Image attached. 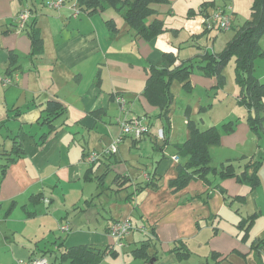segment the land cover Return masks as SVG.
Wrapping results in <instances>:
<instances>
[{"label":"crops","instance_id":"crops-1","mask_svg":"<svg viewBox=\"0 0 264 264\" xmlns=\"http://www.w3.org/2000/svg\"><path fill=\"white\" fill-rule=\"evenodd\" d=\"M50 1L54 0H0V135L5 133V140L0 137V264H15L19 260L26 261L39 257L42 255L41 251L57 253L59 237L64 241L61 246L64 248L80 245L103 248V245L108 243L113 247L115 240L108 235V228L112 222L121 220H129L133 226L126 241L128 239V242L135 244L139 235L144 232L149 236L147 240H140L139 246L136 247V249L143 247L149 257L143 259L133 255L136 261L130 263L122 253L125 246L123 248L114 246L116 254L104 256L98 264H243L250 252L258 251L253 250L250 244L244 245L241 250L232 245L229 255L228 250H219L217 246L212 248L211 254L210 252L205 255L197 252L193 254L191 244L189 245L183 236L185 227L182 223L181 207L185 202L177 209L165 213L161 209L153 215L149 212L147 206L152 201V194L158 191L165 194L166 189L159 188L158 184L161 185L159 178H162L159 173L166 167L160 162L161 169L155 168L153 155L152 171L146 166L139 168V164L143 166L141 159L133 156L130 146L127 145L129 144L127 139L136 145L135 149L140 145L144 146L146 140L153 142L150 138H156L160 129L163 130L166 146L161 149L156 144L154 148L163 156L165 150L172 145L173 101L169 113L170 128L165 132V127L156 117L158 109L150 106L142 96L148 69L150 66L168 68V58L165 54L175 59L174 66L199 60L207 51L197 54L195 49L199 45L197 39L201 36H197L198 29L203 24V17L197 12L204 2L213 3L214 7L222 4L215 0L201 2L181 0L184 1L182 10H179L181 14H177L169 4L180 0H167V3L163 4L166 7L161 5L155 7L157 14L150 20L155 17L164 23L166 20L163 14L170 10L171 16L186 21L183 29L191 33L189 39L184 40L178 31L176 37L172 39L169 33L173 29L167 27V32L151 41H144L134 39L128 27L123 23L118 24L111 13H106L107 10L104 11L107 18H103L100 13L92 15L79 13L76 11V0H63L65 2L59 9L48 8L47 4ZM24 9H31L29 20L34 23L33 27L39 30L42 38L40 51L33 56L31 41L26 32H18L13 27L16 15ZM189 10L194 12L192 16L188 14ZM232 10L234 19L236 14L234 5ZM76 12L78 14L74 17L73 14ZM108 19L115 21L119 28L116 33L108 30L105 23ZM67 20L71 22L68 23ZM45 26L48 28L46 35ZM47 38H51L49 46L46 45ZM186 49L189 51L183 55ZM205 49L208 50L207 47ZM13 55L17 58L14 65L11 63ZM223 70L221 68L220 72ZM6 74H10L13 82L3 86L1 81ZM254 74L260 82H264V57L255 60ZM217 76L218 74L206 77L200 70L193 69L190 75L191 91L184 92L193 94L194 89L200 88V91L209 94L221 89L226 95L224 84L214 88L218 83ZM97 79L99 83H96ZM226 82L224 79V83ZM179 84L177 86L181 88L182 84ZM233 84L231 97L235 98V104L208 127L219 128L227 121H237L235 131L221 135L219 145L214 146L210 153L211 160L218 157L224 162L238 161L241 158L246 161L262 160L258 170L260 180L258 188L251 190L247 186L244 189L245 185L237 183L234 179L222 181L220 186H223L222 188L233 198L246 197L243 205L246 217L263 218L264 139L258 140L250 131L246 123V117L250 112L238 103L241 89L236 81ZM178 90L182 91L179 88ZM114 93H121L127 100L126 112H121L113 101ZM196 98L194 104L186 102L184 106L186 123L191 118L190 113L197 114L198 109H201L200 103L204 102L200 96ZM50 100L59 101L65 110L53 121L55 131L47 134L50 130L41 124L44 116V112L42 115L41 112ZM134 117H143L144 123L150 127L149 133L139 140L122 136L119 127L120 121ZM45 137L46 139H43ZM12 138L16 140L22 152L13 162H7L2 158L4 157L2 153L11 152L13 145L16 144H13ZM113 141L118 143L115 154L100 158L94 164L83 161L89 152L101 151ZM170 161L178 163L177 156L171 155ZM243 163L245 160L241 165ZM5 165L3 174L1 168ZM130 167L134 168V173H130ZM150 172L155 173L156 178L153 186H146L147 180L143 174ZM172 173L177 174L173 171ZM107 178L110 180V188L102 193L88 190L86 195L84 187L80 190L76 188L82 181L89 185L95 181L100 188ZM62 183H68L70 189L62 188ZM171 191L173 192L172 189ZM73 194L76 196L74 200L76 203L73 205L81 201L89 204L96 200L110 203L115 196L117 202L128 205L121 210V217L110 219L104 228L85 230L78 226L72 232L67 219L61 215L64 214V210L67 212L70 209L66 198ZM54 195L57 200L62 199L66 204L55 206ZM188 197H192L190 192ZM42 198L49 199V203H44ZM184 198L186 199V196L182 197ZM193 201L196 202V199ZM41 202L43 207L40 205ZM135 210L137 218H134L132 223L131 217ZM144 219L149 226L147 228L141 222ZM58 221H64L70 227V231L65 232L63 237L55 231ZM139 228H143L144 231H139ZM153 240L159 242V249L158 246L152 245ZM177 241L184 242L191 252L190 256L180 258L181 255L172 251ZM151 246H155L154 249ZM233 250L238 251L243 257L242 259L238 257V262L229 260ZM132 251L130 253H133ZM260 255L259 263L264 264V255ZM49 264H53V261L49 260Z\"/></svg>","mask_w":264,"mask_h":264},{"label":"trees","instance_id":"trees-1","mask_svg":"<svg viewBox=\"0 0 264 264\" xmlns=\"http://www.w3.org/2000/svg\"><path fill=\"white\" fill-rule=\"evenodd\" d=\"M64 2L62 0V4ZM165 3H167V0H76V10L79 13L84 12L88 15L102 13L107 9L116 10L123 17V20L128 27V31L134 39L139 38L144 41H151L168 31L163 21L159 18L154 17L150 20V18L157 14L155 7ZM251 5L250 19L236 31L232 40L227 43L221 54H211L207 51L200 57L199 60L190 61L185 64L181 63L178 66H174L175 59L173 57L170 58V55L165 54V57L168 58V68H157L154 66L149 67L148 77L142 96L146 99L150 106L158 109L156 117L165 127V132H167L170 128L169 113L173 101V95L170 91L172 82H179L182 84L184 90L191 91L190 75L196 67L206 77H212L218 74V83L214 88L220 87L224 84V77L221 76L220 70L231 58H233L235 60V81L241 89V93L238 97V103L250 112L246 117V123L248 124L250 131L256 135L258 140L261 138L264 139V82H260L254 74L255 60L264 57V51L260 45V41L264 40V0H252ZM216 8L217 7H214L213 3L204 2L201 4V7L197 12L198 15L203 17V28L205 32L210 31L211 29H207L204 22L209 12ZM188 14L192 16L194 12L189 10ZM13 22L15 30L17 29L18 32L24 31L28 35L32 47L31 56L35 55V53H39V47L42 45V38L39 30L33 27L34 23L32 21L31 23L28 19L26 25L19 28L15 19ZM105 23L110 32L116 33L119 30L113 19H108ZM12 57L13 59L11 63L14 65L17 62V58L16 55H13ZM9 76L10 74H6L5 77ZM96 83H99L98 79L96 80ZM116 95H120L123 99H125L121 93H114L112 95L114 102ZM204 109V107L201 108V110ZM64 110V105L59 101L50 100L47 102L46 107L41 112V114L44 112L41 124L45 125L50 130H48L49 133L47 134L52 133L53 130L55 131L56 127L54 126L53 121L57 116L62 114ZM236 124L237 121H227L219 128L208 127L206 129H201L199 128L197 121L191 119L187 120L188 137L186 141L178 146L174 145L175 151L186 157L187 161L184 168L178 169L176 174L177 177L169 182V186L173 191H176V188L182 189L183 186L186 185V181L190 176L189 173L187 174L188 169L191 171L193 176L198 178L206 179L208 175L215 173L220 181L234 179L237 183L246 185L251 190L256 189L259 184L257 173L262 160L251 159L246 161V159L241 158L238 161H227L221 164L219 170L211 165L210 147L219 145L221 135L223 133H233L235 131ZM147 127L148 131L139 139L149 133L150 127L149 125H147ZM128 137L132 138L133 136L128 135ZM43 139H46V137ZM12 140L13 144H16L13 145L11 152L2 153L4 156L2 158L7 162H13L15 157L20 156L19 153L22 152L17 145L16 140L13 138ZM162 140V143H165L166 139L164 137ZM258 146L260 147L259 141ZM13 154L15 156H12ZM244 160L245 163L241 165ZM5 168L6 165L1 168V173L4 174ZM144 174H147L148 176L146 186H153L154 179L156 178L155 173ZM139 188L140 187H138V189ZM217 188L222 194L223 199L226 200L227 196L225 190L220 186H217ZM130 196L131 195H129V197ZM236 198L239 200H245L244 196H237ZM42 201L46 204L49 203V199L46 198H42ZM250 218L254 219L253 216ZM58 239L59 244H57V253L41 251L42 255L30 258L29 260L41 257L46 258L48 264L49 260H51V262L53 261V264H64L65 262H69L71 264H98L104 256H114L116 254L114 250L115 245L113 247L111 245H107L103 248H97L93 245H80L71 248H64L61 247L64 244L63 239L60 237ZM259 242L261 244L264 243V239ZM258 247L259 246L253 248L258 250ZM172 251L181 255L180 258L191 255L190 250L186 247L183 241H177ZM132 252L137 258L142 257L143 259H147L149 257L143 247L135 249Z\"/></svg>","mask_w":264,"mask_h":264},{"label":"rangeland","instance_id":"rangeland-1","mask_svg":"<svg viewBox=\"0 0 264 264\" xmlns=\"http://www.w3.org/2000/svg\"><path fill=\"white\" fill-rule=\"evenodd\" d=\"M201 1L202 0H200L199 2ZM215 1L221 3V6H223L224 4H230L233 7L234 5L236 14L232 22V28L226 31L211 29L210 31L205 32L202 24V26L198 29L199 31L197 33V36L201 35L199 39H197L199 45H197L196 48L193 46L196 49L197 54L203 53L204 51H208L210 53L218 55L221 54L224 51V48L226 47L227 43L232 40L234 33L240 27H242L247 20L250 19V8L252 7V0ZM183 3L184 1L180 0L174 2L173 4H169V6L170 8L172 7V10H175L177 14H181L179 10H182ZM161 6L166 7V5L163 4H161ZM107 12L112 14V17L115 18L118 24H125L123 17L118 11L113 9H107L106 13ZM100 16L103 18H107L105 12L100 13ZM163 17L166 20V22H164L166 28L168 27V29H173L170 30L169 33V36L172 39L176 37V31L179 32L180 36L184 40L186 38L189 39L191 33H188L185 29H183L186 21L178 19L177 16H175L176 18L171 16L170 10L166 11V13L163 14ZM44 34H48V28L46 26L44 28ZM50 43L51 38H47L46 45L49 46ZM52 44H54V42ZM260 45L262 47V50L264 51V40L260 41ZM206 47L208 48V50L205 49ZM188 51L189 50L186 49L184 50L185 54H183L184 52H182V54L186 55ZM202 55H204V53ZM222 68L224 70L221 71L220 74L224 77L223 79L227 80V82L224 83V86H226V95L222 93L223 90L221 89H218L219 91L215 90L209 94H206L203 91H200V88L194 89L193 94H187V92H184V88L182 87V85L180 88V86H177L180 85L179 83L172 82L170 88L171 94L173 95V110L171 115L172 145L165 150L163 156H161L159 150L154 148L156 144H158L161 149L166 146L165 143L158 141L160 139H158L157 137L150 138L153 142L146 140V143H143L144 146L140 145L138 149H135L136 145L133 144V142H131V140L129 139H127V142L129 143L127 145H129L130 149L132 150L131 154L141 159L140 162L143 166L139 164V168H144V166H146L149 171H152L151 162L153 155L155 168H158V170L161 169V167L159 166L160 162L166 167L164 170H162L161 173H159L161 174L162 178H159V180H161V185L158 184L159 188L163 187V189H166L165 194L164 192L159 191L152 194V201H150L149 205L147 206V209L152 215L158 213L160 209L163 210V212L165 213L167 211L177 209L183 202H185V205L181 207L183 211L182 223L185 227L183 236L186 238V240H188L189 245L191 244V247L194 250L192 251L193 254H196V252L201 255H205L209 252L211 254V252L213 251L212 248H215L217 246L219 250H228L227 255H229L230 250L233 248L232 245L237 246V248L241 250V247H243L244 245L249 246L250 244L253 250H256L254 248L259 246L258 251L250 252V254L246 256V261L242 263L260 264V254L264 255V243L261 244L259 242L260 240L264 239V217L257 219L246 217V212L243 206L245 203L244 199L242 198L243 200H239L236 197L233 198L232 196L228 195L226 190L225 193L227 198L226 200H224L222 194L217 188V186L221 185L220 183L222 181L218 179V176L215 173L208 175L206 179H202L193 176L191 174V171L188 169L187 174L189 173L190 176L186 181V185L183 186L182 189L176 188V191L172 192L169 186V182L175 177H177L175 174L172 173V171L174 173L178 172V169L185 167L187 161V158L182 156L181 154H178L175 151L174 147V145L178 146L184 143L188 137L187 123L184 113V106H186L187 104L186 102L191 105L197 101L196 97L200 96L203 99L204 102L200 103V108L204 106L205 109H198L197 114H195L194 112L190 113L191 118H189L191 120L197 121L198 126L201 129H206L208 128L209 124H213L214 122H216L217 118L222 116L225 112L229 111L230 107H232L233 104H235L236 102L235 98L231 97L232 84L235 83V60L231 58L227 62V64H225V66H223ZM194 69L198 70V68L196 67ZM178 88L182 91H179ZM135 109L137 110V107ZM4 136L5 133L0 135V137H3L2 140H5ZM155 140L157 141L155 142ZM213 148L214 146L210 147V153L212 152ZM136 150H138V152H136ZM173 154L177 156L178 163L170 161V156ZM223 162L224 161H222V159L218 157L217 159L214 158L211 160V165L217 170H219ZM129 170L130 173L135 172L134 168L132 167H130ZM257 176L259 177L258 173ZM105 180V183H103L100 188L97 186V183L95 181H93L90 185L82 181L81 185H78L76 188L77 190H80L84 187L86 195L87 192H92L93 190H97L98 192L102 193L105 192L108 188H110L109 178ZM62 184L63 185L61 186L65 190L70 189V185H68V183ZM245 186L244 189L247 188V186ZM46 191L50 193V191H48L47 189ZM188 192H190V195L192 197H188ZM183 195L186 196V199H182V197H184ZM58 198L61 199L60 196ZM75 198L76 196L74 194L69 195L66 198L70 209L67 212L64 210V214L61 215L65 216V218L67 219L69 225L71 226L72 232L76 230L78 226H80L81 229L85 230H96L97 228H104V226L107 222L110 221V219L118 218L119 216L121 217V210H123V208L128 205V203L121 204L120 202H117V197L115 196L113 197V202L110 203H104V201L96 200L88 204L86 202L84 203L83 201H81L75 204V206L73 205L74 203H76V201H74ZM195 199L196 202L193 201ZM233 201H235V203ZM63 202L64 201L62 199L57 200L56 195H54L55 206H63V204H66ZM42 204L43 203L41 202L40 205L43 207ZM72 206H75V208L73 209ZM134 207H136V205H134ZM134 218H137V210H135V213L131 217L132 223L134 222ZM141 222H143L146 228L149 227L147 225L146 219L141 220ZM57 223V229H55V231L59 232L60 234L58 235H60L61 237L65 236V233L61 231L60 226L68 225V223H65L64 221H58ZM11 225L15 224L11 223ZM196 225L199 226V228ZM148 237L149 236L144 232V234L139 235V239L136 241L135 244H133V242H128V239L127 241H124L125 247L122 249V253L123 256H126V258L129 259L128 261L130 263L136 261V258L133 256V253H130V251H134L136 247L139 246L140 240H147ZM153 244L155 246H158L159 249L160 245L158 241L154 242L153 240L152 245ZM107 245L111 244H105L103 245V247ZM155 246H151L152 249H154ZM261 246L262 248L260 249ZM119 257H121V254H119ZM238 257H241L240 253H238V251L236 250H233L230 253L229 260L231 262H238ZM242 258L243 257H241V259ZM230 261L229 263H231Z\"/></svg>","mask_w":264,"mask_h":264},{"label":"built area","instance_id":"built-area-1","mask_svg":"<svg viewBox=\"0 0 264 264\" xmlns=\"http://www.w3.org/2000/svg\"><path fill=\"white\" fill-rule=\"evenodd\" d=\"M62 5V0L50 1L47 4L48 8L59 9ZM224 7H217L216 9L209 12L204 25L207 29H217L219 31H226L231 28L232 25V6L229 4H224ZM77 11V10H76ZM77 12L73 14V16H77ZM31 15V11L29 9H24L20 11L15 20L18 23V27L22 28L26 25L29 17ZM13 82V78L4 77L2 79V85L7 86ZM115 102L119 106L121 112H126V100L123 99L120 95L115 96ZM119 127L121 131V135L124 136H133L136 139H139L142 135H144L148 131L147 125L143 121V117H134L132 119H125L119 122ZM164 137L163 130L160 129L157 132V138L162 140ZM117 141H113L110 146L101 150V151H91L84 157V162L88 164H94L98 159L106 157L107 155L115 154L117 151ZM147 180V174L143 175ZM61 231L67 232L69 231L68 225L60 226ZM133 226L129 220H121L112 222L108 228V235L115 240L114 245L117 248H123L125 238L129 236L132 231ZM139 231L143 232V228H139ZM16 264H48L46 258H35L31 260H19Z\"/></svg>","mask_w":264,"mask_h":264}]
</instances>
